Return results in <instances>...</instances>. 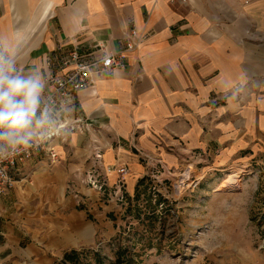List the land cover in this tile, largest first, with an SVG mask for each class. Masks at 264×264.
Returning a JSON list of instances; mask_svg holds the SVG:
<instances>
[{
  "label": "crops",
  "instance_id": "crops-1",
  "mask_svg": "<svg viewBox=\"0 0 264 264\" xmlns=\"http://www.w3.org/2000/svg\"><path fill=\"white\" fill-rule=\"evenodd\" d=\"M133 28L144 40L123 54L124 66L78 93L75 112L94 129L59 146L63 162L36 173L27 192L55 213L20 217L19 189L0 197L6 264L48 260L54 248L87 240V212L64 192L96 163L97 148L103 165L121 166L134 133L141 148L165 154L157 142L175 132L188 149L217 153L218 164L264 154V0H0V42L23 75L44 78L76 48L93 58L120 53Z\"/></svg>",
  "mask_w": 264,
  "mask_h": 264
},
{
  "label": "rangeland",
  "instance_id": "rangeland-1",
  "mask_svg": "<svg viewBox=\"0 0 264 264\" xmlns=\"http://www.w3.org/2000/svg\"><path fill=\"white\" fill-rule=\"evenodd\" d=\"M171 135L157 142L167 146L162 154L160 146L152 152L141 148L134 133L128 146L130 160L121 165L129 171L124 178L118 172L108 174L104 167L110 166L95 167V163L77 171L76 180L69 178L66 200L75 195L91 228L87 240L75 250L98 252L108 264L118 241L128 245L136 233L138 264H264V154L218 164L214 151L190 150L175 132ZM61 162V156L55 165L44 159L23 172L28 180L13 190L25 195L19 194L20 217L39 211L55 213L49 203L27 192L36 173H52ZM132 162L141 167L140 172L132 173ZM227 175L237 177L223 188ZM79 183L84 186L82 193ZM65 248H54L48 260L32 258L19 264H59L64 253L71 251ZM83 259L93 261L92 255ZM0 264H6L2 255Z\"/></svg>",
  "mask_w": 264,
  "mask_h": 264
},
{
  "label": "built area",
  "instance_id": "built-area-1",
  "mask_svg": "<svg viewBox=\"0 0 264 264\" xmlns=\"http://www.w3.org/2000/svg\"><path fill=\"white\" fill-rule=\"evenodd\" d=\"M237 1L248 4L252 0ZM143 40L144 37L136 28H133L126 39L124 50L120 53H105L100 58H93L92 54H83L76 48L60 59L57 69H52L45 75V85L51 87V90L47 89L42 93L41 107L49 108L60 127L58 131L42 140H33L26 148L18 147L13 150L5 146V158H0V197L9 194L19 184L28 180L29 176L23 172L36 163L44 159L51 165L58 163L60 156L57 149L61 144L67 142L71 135H84L93 129V125L88 119L75 112L78 93L92 87L95 79L102 77L105 73L122 68L124 66L123 54L137 50ZM0 55L5 58H13L1 42ZM15 66L18 72L23 74L22 68L16 62ZM94 155L96 160L94 166L103 167L100 149L97 148ZM104 168L108 174L118 172L121 178L126 177L129 173L125 166ZM97 182L95 179L92 181L95 188L99 186Z\"/></svg>",
  "mask_w": 264,
  "mask_h": 264
},
{
  "label": "clouds",
  "instance_id": "clouds-1",
  "mask_svg": "<svg viewBox=\"0 0 264 264\" xmlns=\"http://www.w3.org/2000/svg\"><path fill=\"white\" fill-rule=\"evenodd\" d=\"M44 88L39 70L23 75L13 58L0 55V158H5V146L26 148L58 131L53 113L41 107Z\"/></svg>",
  "mask_w": 264,
  "mask_h": 264
},
{
  "label": "trees",
  "instance_id": "trees-1",
  "mask_svg": "<svg viewBox=\"0 0 264 264\" xmlns=\"http://www.w3.org/2000/svg\"><path fill=\"white\" fill-rule=\"evenodd\" d=\"M129 235H132L131 233ZM136 233L132 235L133 239L128 240V245H123L122 241H118L119 245L114 251V258L108 264H138L137 257L139 255L136 251ZM121 237V236H119ZM140 242L142 241L139 240ZM92 255L93 261L85 263L84 257ZM106 258H103L98 252H81L78 250H71L64 253L59 264H106Z\"/></svg>",
  "mask_w": 264,
  "mask_h": 264
},
{
  "label": "bare ground",
  "instance_id": "bare-ground-1",
  "mask_svg": "<svg viewBox=\"0 0 264 264\" xmlns=\"http://www.w3.org/2000/svg\"><path fill=\"white\" fill-rule=\"evenodd\" d=\"M191 176V175H190ZM233 177V179H235L237 176H228L225 178V180L222 181L221 187H228V185L230 186L232 184V181L230 180ZM234 182V181H233ZM234 184V183H233ZM232 187V186H231ZM222 189V188H221Z\"/></svg>",
  "mask_w": 264,
  "mask_h": 264
}]
</instances>
